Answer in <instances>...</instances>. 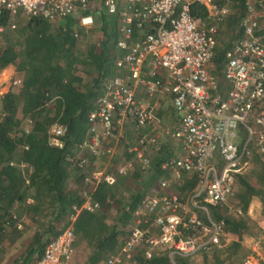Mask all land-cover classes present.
<instances>
[{"label": "built area", "instance_id": "1", "mask_svg": "<svg viewBox=\"0 0 264 264\" xmlns=\"http://www.w3.org/2000/svg\"><path fill=\"white\" fill-rule=\"evenodd\" d=\"M100 1L117 22L116 74L96 99V109L89 113L88 137L79 147L94 156L107 155L111 161L115 146L125 142L133 155L112 169L91 171L86 181L92 190L85 192L81 205H73V219L82 210L100 209L94 198L99 185L114 186L137 169L149 171L155 155L170 144L181 154L162 164L170 175L148 188L133 212V224L121 248L101 264H138L135 253L139 250L147 258L163 253L192 260L199 255L211 258L234 235L223 222L212 219L209 205L241 213L233 203L239 177L254 167L255 156H264V36L260 33L264 0L247 1L241 20L243 35L226 52L220 75L214 58L217 36L231 12L228 4L216 0ZM92 2L0 0V18L42 16L56 22L80 17V24L88 26L95 23V16L83 15V11ZM195 5L206 8V16H195ZM4 30L0 23V33ZM22 82L17 72L9 86L1 85L0 95ZM166 97L171 98L175 113L168 123L159 115ZM63 129L52 126L51 143L62 146ZM186 174L196 175L198 183L184 197L172 187ZM256 221L255 234L244 238L248 253L239 264H264V215ZM23 222L29 223L28 218L18 219L19 228ZM75 240L72 226L65 228L33 264H72Z\"/></svg>", "mask_w": 264, "mask_h": 264}, {"label": "trees", "instance_id": "2", "mask_svg": "<svg viewBox=\"0 0 264 264\" xmlns=\"http://www.w3.org/2000/svg\"><path fill=\"white\" fill-rule=\"evenodd\" d=\"M247 1L216 0L231 9L217 36L214 63L218 75L226 52L243 35L241 20ZM193 13L206 16V8L195 5ZM83 15L101 20L97 40L87 42L86 50L80 48L79 41L93 30L82 26L80 17L56 22L42 16L0 18L5 25L0 33V72L13 65L23 76L22 84L11 85L0 95V264H33L46 245L69 226L76 237L75 263L80 256L78 247L88 251L85 264L105 261L118 252L130 233L133 212L148 188L170 175L162 164L175 152L166 144L153 158L149 171L137 169L114 186L99 185L94 198L100 209L82 210L73 219V205H81L85 192L92 190L86 178L109 158L94 156L79 146L88 137L89 113L96 109V99L116 74L119 36L116 18L104 11L100 0H93ZM12 22L16 27H11ZM260 33L264 36V18ZM161 104L159 115L168 123L175 115L171 98ZM54 125L64 128L59 136L62 146L51 143ZM125 148L116 149L114 166L132 157ZM103 158V164L98 165ZM253 162L250 172L239 177L240 188L233 201L241 213L209 205L212 219L223 222L234 237L211 258L204 255V264H239L248 253L244 238L255 234L258 227L249 210L255 198H264V156H255ZM197 183L196 175L186 174L172 188L186 197ZM21 217L29 220V224L23 222V228L17 224ZM135 257L138 264H192L189 257L167 253L147 258L139 250Z\"/></svg>", "mask_w": 264, "mask_h": 264}, {"label": "rangeland", "instance_id": "3", "mask_svg": "<svg viewBox=\"0 0 264 264\" xmlns=\"http://www.w3.org/2000/svg\"><path fill=\"white\" fill-rule=\"evenodd\" d=\"M108 17V16H107ZM108 20L110 19V18H107ZM100 21L101 20H99L98 18H96L95 17V23L94 24H91V25H88V26H85L86 28H88L90 31H92L93 30V32L92 33H90V34H87L86 36H85V38H82V39H80V41H79V46H80V48L81 49H83V50H86V44H87V42H94V41H96L97 40V37H98V33H99V29L101 28V23H100ZM18 71H16V69H15V67L14 66H12V65H10L9 67H7V69L4 71V74H2L1 76H0V87H1V85L2 86H5V85H8L9 86V84H10V79L12 78V77H14L15 75H16V73H17ZM129 137H128V139H132V136H130V135H128ZM124 146L125 145V142H122V143H120V144H118V145H116L115 147L116 148H119V146L121 147V146ZM175 154L177 155V156H180L181 154H180V151H175ZM103 160H104V158L103 159H100V160H98V162H97V164L99 165H102L103 164ZM113 160H114V158L113 159H111V161H110V159L108 158V160H107V162L106 163H104V166L103 167H108V168H113ZM136 183L134 182V185H135ZM130 185V183H128V186ZM133 185V186H134ZM251 208H252V211H253V213H252V217L254 218V220H257V219H259L261 216H263L264 215V198H262V197H259V198H255L254 200H253V202H252V204H251ZM113 216V215H112ZM114 217V216H113ZM29 224V223H28ZM77 251L79 252V254H80V256H79V261H78V263H75V264H85V262H86V260H87V252H86V250H85V248L84 247H78L77 248ZM78 258V257H77ZM204 261H205V259L203 258V256L202 255H199V256H197V257H195L191 262H192V264H204Z\"/></svg>", "mask_w": 264, "mask_h": 264}, {"label": "crops", "instance_id": "4", "mask_svg": "<svg viewBox=\"0 0 264 264\" xmlns=\"http://www.w3.org/2000/svg\"><path fill=\"white\" fill-rule=\"evenodd\" d=\"M72 264H75V260L73 261V263ZM99 264H101V263H99Z\"/></svg>", "mask_w": 264, "mask_h": 264}, {"label": "clouds", "instance_id": "5", "mask_svg": "<svg viewBox=\"0 0 264 264\" xmlns=\"http://www.w3.org/2000/svg\"><path fill=\"white\" fill-rule=\"evenodd\" d=\"M102 263V262H101Z\"/></svg>", "mask_w": 264, "mask_h": 264}]
</instances>
